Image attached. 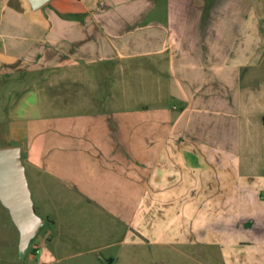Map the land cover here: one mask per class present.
I'll return each mask as SVG.
<instances>
[{"label": "crops", "instance_id": "0c3cea01", "mask_svg": "<svg viewBox=\"0 0 264 264\" xmlns=\"http://www.w3.org/2000/svg\"><path fill=\"white\" fill-rule=\"evenodd\" d=\"M206 1L0 0V75L23 72L19 93H38L15 101L7 86L0 123L12 120L49 243L107 249L165 220L180 241L197 220L209 239L264 242V184L247 161L264 87L240 86L264 22L252 0L226 20Z\"/></svg>", "mask_w": 264, "mask_h": 264}, {"label": "rangeland", "instance_id": "374dc122", "mask_svg": "<svg viewBox=\"0 0 264 264\" xmlns=\"http://www.w3.org/2000/svg\"><path fill=\"white\" fill-rule=\"evenodd\" d=\"M207 1L209 2L207 4L218 6L223 12L224 20H226L231 16L229 8L234 5L240 6L244 4L245 0ZM252 3L256 11V20L264 22V0H252ZM254 55L255 57L250 65L242 69L240 86L243 88L264 87V47L260 51H256ZM127 72L129 71L127 70ZM22 73L0 75V117L5 113L3 102L6 97L7 86H10L9 88L15 87V101L25 95L27 102L30 104L37 103L38 93L35 92L32 95H27L28 92L25 94L19 93L22 86H27V84L24 85L27 78ZM25 73L45 72L31 70ZM131 80L134 83V77ZM32 86L29 85V87ZM39 88L42 87L39 86ZM17 113L22 114L23 111L18 110ZM251 116L252 120L256 121L257 126L252 128V140L248 141L249 149H252V157L247 160L252 164L248 172L253 169L255 179L264 184V127L261 126L262 119L258 115L253 114ZM245 119L244 117V121ZM11 122L12 120L0 123V148L18 145L10 136ZM18 122L21 123V120L15 122V126L19 129L22 123L19 125ZM248 142H244V144ZM240 169L247 172L245 166L241 165ZM261 194L264 199V187L261 189ZM224 208L223 211H225ZM167 216L164 214V218ZM225 216V213H223L222 220ZM192 217H194L193 211ZM196 218L200 219L199 215ZM189 224L191 226L190 235L183 241L169 235L168 220H165L159 223V230L145 231L146 236H142L134 230L126 238L117 239V244L107 249L92 251V244L84 243L85 247L82 246L84 248H82V253L79 254L69 246L70 242L65 236L61 235L54 238L53 243H49L45 237L47 227L44 226L32 240L26 253L21 254L20 230L13 221L9 209L0 201V264H103L101 260L111 257H116L113 264H264V242H261V240L259 242L246 241L238 243L235 232L231 235V233L224 230L220 233L218 231L214 238L209 239L205 236L206 231L201 233L199 225H202V223L192 220ZM250 226L248 225V227ZM206 230L209 229L206 228ZM55 246L58 247L57 250L54 249ZM37 249H39L38 254L36 253Z\"/></svg>", "mask_w": 264, "mask_h": 264}, {"label": "water", "instance_id": "95a60500", "mask_svg": "<svg viewBox=\"0 0 264 264\" xmlns=\"http://www.w3.org/2000/svg\"><path fill=\"white\" fill-rule=\"evenodd\" d=\"M34 10L50 0H28ZM0 201L9 209L21 233L20 250L25 254L46 224L36 211L26 167L19 146L0 148Z\"/></svg>", "mask_w": 264, "mask_h": 264}, {"label": "built area", "instance_id": "2783aa9c", "mask_svg": "<svg viewBox=\"0 0 264 264\" xmlns=\"http://www.w3.org/2000/svg\"><path fill=\"white\" fill-rule=\"evenodd\" d=\"M36 253H37V254L39 253V249L36 250Z\"/></svg>", "mask_w": 264, "mask_h": 264}]
</instances>
